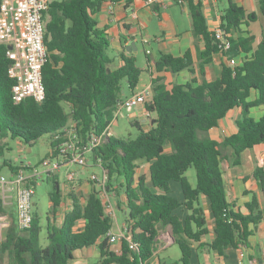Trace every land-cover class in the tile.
<instances>
[{"label":"trees","instance_id":"1","mask_svg":"<svg viewBox=\"0 0 264 264\" xmlns=\"http://www.w3.org/2000/svg\"><path fill=\"white\" fill-rule=\"evenodd\" d=\"M259 1L263 12L264 0ZM104 2L48 0L41 16L47 51L42 101L13 100L14 80L8 74L11 60L6 46L0 44V156L8 136L33 146L42 135L56 134L69 123L75 124L83 140L91 134L100 137L89 155L100 173L107 176L106 189L114 194L115 206L123 212L125 237L118 251L111 249L113 220L98 190L92 185L83 199L72 190L66 195L70 197L67 203L53 171L46 174L53 186L48 193L45 240H40V217L33 211L31 227L24 230L25 234L18 235L11 226L3 244L13 247L12 264H68L77 250L94 245L99 260L93 264H147L159 230L166 227H170L180 251L179 259L169 264H191L192 243L208 233L200 195L207 198L214 222L209 248L222 254L227 247L246 242L252 233L250 226L264 220V213L254 211L255 197L248 204V214L232 210L225 196L220 161L225 146L232 148L237 160L242 151L264 142V114L258 119L248 116L249 107H264V38L253 46V37H244L241 30L243 24L256 19V14L229 2L220 17V27L230 43L223 50L214 31L207 29L200 4L190 1L192 32L204 39V48L198 53L200 66L212 62L217 53L227 61L235 58L236 63H222L212 81L166 84L159 73L191 70L192 60L188 52L183 56L160 54L153 64L158 74L150 77L152 99L145 106L155 117L146 127L133 121L138 129L134 138H118L107 132L121 112L122 80L133 90L150 65L146 50L145 68L138 65L134 55L120 51L122 64L110 69L109 34L94 19ZM124 2L128 6L132 0ZM252 90L257 98L247 101ZM236 106L241 107L236 132L221 141L210 138L207 131ZM50 144L54 145L50 142L48 147ZM142 163L147 166V174L140 173ZM2 165L15 172L21 164L4 160ZM190 167L195 170L194 185L185 174ZM254 176L264 193L263 168L257 167ZM174 182L179 184L182 197L172 194ZM62 203L67 209L58 223L56 214ZM129 240L135 249L129 248Z\"/></svg>","mask_w":264,"mask_h":264},{"label":"crops","instance_id":"2","mask_svg":"<svg viewBox=\"0 0 264 264\" xmlns=\"http://www.w3.org/2000/svg\"><path fill=\"white\" fill-rule=\"evenodd\" d=\"M106 0L98 12L94 14L96 23L101 28H106L110 38V49L108 54L112 57L110 69H115L122 64L119 52L124 55H134L139 66L147 67L146 56L150 68L145 71L149 78L157 75L154 71L153 64L158 60L160 54H171L174 56H183L185 52L189 53L192 60L191 70H182L178 73L169 71L159 74L165 77V83L172 82L185 83L191 80L201 83L203 80H214L220 70L222 63H228L225 56L220 53L214 55L212 62L203 65L198 61V53L204 48V39L201 35H195L192 32V23L190 17L189 3L200 4L206 27L209 31H214L220 26V17L229 2H233L249 12L256 14L254 21H249L241 26L244 37H253V46H256L264 38V11L260 9L259 0H184L182 3L173 2L172 0H157L148 4L146 0H132L126 6L124 0L112 1V10H108ZM145 40H147L145 42ZM132 43V45H130ZM142 53L144 61L138 62V54ZM236 60V59H235ZM147 63V64H146ZM151 81L147 85L150 84ZM144 85V86H147ZM143 86V87H144ZM151 86V84H150ZM139 89L130 90V95L140 91ZM257 98V92L252 90L247 97V101H253ZM131 117H137L134 121L141 126L146 124L155 117V114L147 118L143 106H137L129 110ZM264 114L262 105H253L248 109V116L258 119ZM151 118V119H150ZM241 119V107L236 106L230 109L222 117L216 127L207 131V135L217 141L223 140L236 132V121ZM111 132V131H110ZM223 157L220 161L222 171L225 196L231 208L235 212L248 214V204L252 197L257 200L254 211L264 213V193L261 191L259 181L254 176V170L261 167L264 170V142L247 148L240 153L236 160L233 150L225 146L222 150ZM78 180H80L78 178ZM192 185L195 181H189ZM172 194L182 197V192L178 183H171ZM62 189L64 190L63 186ZM77 189H80L78 187ZM64 196L67 195L65 190ZM200 204L206 218L208 233L203 235L199 242L192 243L191 264H264V254L261 247L264 244V220H261L254 227L250 226L252 233L248 236L246 242L238 243L236 247H227L222 254L209 248L208 244L213 239L214 222L211 217L210 207L207 198L200 195ZM120 210V209H119ZM185 211L182 212L184 214ZM0 264H12L13 247L3 246L11 226L15 228L18 235L25 234L23 230L18 229L16 223V208L14 194L8 193L6 201L0 199ZM112 232L117 231V227L124 224V218ZM170 227L160 229L156 237L155 250L147 264H169L180 257V251L176 252L174 248L173 257L167 252L174 245ZM205 244V245H201ZM110 248L116 251L120 248V242L111 243ZM243 251L240 259L239 252ZM99 260L97 246H89L79 249L74 253L73 259L68 264H93Z\"/></svg>","mask_w":264,"mask_h":264},{"label":"built area","instance_id":"3","mask_svg":"<svg viewBox=\"0 0 264 264\" xmlns=\"http://www.w3.org/2000/svg\"><path fill=\"white\" fill-rule=\"evenodd\" d=\"M156 1L146 0L148 4ZM172 1L184 2V0ZM47 7L48 0H0V44L6 46V54L11 60L8 74L14 80L11 92L15 102L26 98L42 101L45 96L42 68L46 62L47 51L44 44L41 16ZM108 10H112L111 0L108 3ZM214 35L220 40V47L223 50L230 47L229 40L225 37V32L220 26L214 29ZM8 45L11 48H7ZM228 63L234 65L235 58H230ZM152 94L153 90L149 84L123 99L120 106L131 110L141 105L148 118L151 113L145 109V106L151 101ZM107 134L111 135L110 130ZM100 140L101 138L94 134L83 140L75 124L69 123L60 132L49 135V143L53 142L54 145L50 144L48 147L47 155L42 160L44 166L42 170L30 162H21L15 172L9 171L7 175L0 174V199L4 202L7 200L8 193L14 194L18 229L24 231L31 227L34 211V188L38 181L44 175L68 163L86 165L87 154L92 152ZM75 179L74 172L66 174L63 181L66 194L75 188ZM90 180L98 190L99 196L105 204V210L113 220V225L116 226L118 223L115 215L114 194L106 189L107 176L104 173L92 174ZM68 200L66 199L67 203ZM117 228L116 232H109V243L120 242L125 237L127 231L125 224ZM135 247V244L129 240V248L135 249ZM261 252L264 254V244L261 247ZM239 256L241 259L243 251L239 252Z\"/></svg>","mask_w":264,"mask_h":264},{"label":"rangeland","instance_id":"4","mask_svg":"<svg viewBox=\"0 0 264 264\" xmlns=\"http://www.w3.org/2000/svg\"><path fill=\"white\" fill-rule=\"evenodd\" d=\"M138 62L142 63L144 61V57L142 53L138 54ZM111 67V65H109ZM150 81L149 74L147 72H142L140 75V80L138 85L135 89H139L144 85H147ZM122 88L123 99L129 97L130 90L127 86L125 80H122ZM137 117H131L129 110L126 108H121V112L117 113L116 118L111 122L109 130L111 131V135L116 136L118 138H134L137 133L138 129L132 122ZM2 140L0 141V143ZM6 142V146L4 147V154L0 156V174L7 175L9 173L8 166L2 165L3 161L6 160L7 162L11 163L12 165H20L21 162H30L32 165L36 166L39 170L43 169L42 160L45 158V155L48 151L49 145V135L44 134L42 135L33 146H29L18 138H11L10 136L4 139ZM87 164L86 165H78L75 163H68L64 166H61L59 169L55 170L54 173L57 176V180L61 187L64 188L63 181L65 180V176L68 172H74L76 175L75 179V188L73 192L81 197L82 199L87 196L90 191V187L93 185L90 183V176L92 174H100L101 170L100 167L93 164V160L91 155L87 154ZM140 173L147 174V166L146 164L142 163V167L140 169ZM186 176L189 181L192 183L195 181V170L193 167H190L186 171ZM78 178L80 180H78ZM53 182L50 176L44 175L41 180L38 181L36 184L33 195V203L34 207L33 210L36 211L40 217V223L42 226V230L40 232V240H45V224H46V213L50 206V200L48 193L52 190ZM80 187V189H77ZM63 190V189H62ZM70 197L66 196V199ZM115 199V197H114ZM69 201V200H68ZM62 207L58 208L57 211V222L59 223L60 218L62 217V212L66 208L67 204L62 203ZM67 209V208H66ZM115 215L118 222H121L123 212L115 207ZM122 225H120L121 227ZM115 228L113 225L112 230ZM45 242V241H44ZM174 248L176 252H179V248L176 244L173 245L172 248L168 250V254L173 257Z\"/></svg>","mask_w":264,"mask_h":264},{"label":"water","instance_id":"5","mask_svg":"<svg viewBox=\"0 0 264 264\" xmlns=\"http://www.w3.org/2000/svg\"><path fill=\"white\" fill-rule=\"evenodd\" d=\"M132 44H134V43H132V42H131V44H130V45H132ZM7 48H11V46H10V45H8V46H7Z\"/></svg>","mask_w":264,"mask_h":264}]
</instances>
